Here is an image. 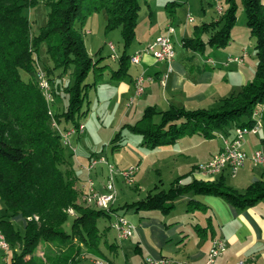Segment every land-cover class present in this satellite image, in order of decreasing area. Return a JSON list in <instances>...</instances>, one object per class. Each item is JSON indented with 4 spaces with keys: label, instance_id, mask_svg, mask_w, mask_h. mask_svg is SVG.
<instances>
[{
    "label": "trees",
    "instance_id": "1",
    "mask_svg": "<svg viewBox=\"0 0 264 264\" xmlns=\"http://www.w3.org/2000/svg\"><path fill=\"white\" fill-rule=\"evenodd\" d=\"M34 1L0 0V196L5 204V214L0 216V231L9 248H13L8 264H79L84 249L100 252L102 230L98 220L115 208L110 205L104 210L79 200L76 178L71 168H65L74 150L70 147L68 150L51 128L48 104L36 82L37 70L41 68L37 48L45 42L51 59V66L42 68L54 95L53 104H58L55 98L60 92L67 95V102L53 113L57 124L63 129L77 127L82 122L81 116L88 111L83 110L82 105L91 84L84 80L94 67V71L97 70L92 84H97L106 68V65L97 66L88 52L84 39L86 19L103 11L105 29H120L123 51L118 57L117 69L111 72L113 79H120L128 75L131 55L126 49L135 37L141 1L43 0L49 6L47 23L29 36L30 24L22 8ZM241 2L249 33L255 39L257 64L253 78L222 98L221 104L214 109L190 111L170 107L156 111L147 108L129 127L142 135L143 144L149 147L168 144L192 133L213 137L231 126L251 127L254 124L253 111L264 103V0ZM222 8L215 21L203 23L193 36L184 37L183 45L197 51H203L207 45L225 46L237 19L236 1L224 0ZM211 29L204 39L202 34ZM58 68L60 73L56 72ZM18 69L28 73L27 80L21 78ZM68 69L71 80L65 83L64 74ZM155 114L159 115L158 122L153 119ZM126 126L122 125L114 134L111 140L114 148L120 145ZM190 188L196 193L221 195L239 207L264 197V181H255L241 192L222 180L194 179L183 185L174 179L167 189L149 191L144 197L121 207L167 213L174 206L173 200ZM13 216L23 218V234L12 222ZM68 218L71 222L66 229L64 224ZM41 244L52 245L42 256L38 254ZM143 264H147L146 259Z\"/></svg>",
    "mask_w": 264,
    "mask_h": 264
},
{
    "label": "crops",
    "instance_id": "2",
    "mask_svg": "<svg viewBox=\"0 0 264 264\" xmlns=\"http://www.w3.org/2000/svg\"><path fill=\"white\" fill-rule=\"evenodd\" d=\"M143 2L147 3L146 0H142ZM173 2L176 3L177 0H173ZM146 5L149 11L141 19L147 21V26H144V30L141 31L142 37L138 40L136 29H138L142 13L138 14L135 37L131 42L132 44L137 38V47L134 53L146 46L156 36L165 33L168 25L174 27L172 42L175 40L180 47L175 49L176 43L173 42L175 53L169 60H158L148 53H143L138 63L130 62L128 75L120 79H113L111 72L117 69L118 57L122 52L117 54V58L111 57L117 61L116 67H112L109 63L100 65H106V68L103 69V75L98 81L97 87L100 90L101 88L108 89L110 92L105 100L112 105V108L109 106L108 110L112 109L111 113L118 110L119 115L128 120L123 123V125H127L123 129L140 137L142 151L133 147L128 149L129 153L136 158L135 163L128 159L120 164L116 162V166L124 169L135 165L138 168L145 162L147 166L149 165L150 168L159 172V190L164 189L162 187L164 182H168L169 187L174 179H178V182L183 185L194 179L215 182L222 180L225 184L241 192L255 181H264V163L254 165L246 161L234 175L230 173L229 168L213 175H206L199 171L198 166L223 146L224 139L232 136L234 129L232 126L218 132L213 137H204L197 133L185 134L175 142L154 147L143 144L142 135L129 129L143 116L147 108L159 111L176 107L193 111L218 107L222 98L236 92L253 78L257 64L255 51L253 55L249 53L250 46L252 45L254 48L255 39L250 35L247 25L244 28H238L235 21L230 31V41L225 46L207 45L203 51H197L184 46L183 38L197 33V29L203 23L215 21L218 17L216 9L209 15L211 19L203 21L200 26L195 24L192 31L188 33L185 21L193 22V19L189 21L185 17L183 23L178 16L177 9L173 8L166 16L163 15L155 20L150 10V4ZM165 6L168 9V4ZM181 23L182 25H180ZM85 28L87 34H90L91 27L85 25ZM178 29L182 31L181 35H177ZM211 31L212 29L204 32L202 37L206 39ZM88 52L90 53L89 49ZM231 55L241 56L242 61H228L227 58ZM140 74L145 77L144 91L135 97L134 81L135 77ZM102 104L101 102L100 105ZM257 109V119L261 124L256 132H249L245 135L243 149L247 153L254 150L264 152V103L259 104ZM153 119L158 122L159 115L155 114ZM124 135L125 133H122L119 142L122 141ZM148 153L154 155L152 161L147 159ZM68 167L71 168L69 165ZM71 169L78 188L89 176L93 178L99 191H105L104 183L107 174L105 165L99 164L90 171L83 166L80 168L83 171V178L79 176L81 170ZM141 173L138 168L133 182L130 183L135 189H139V180H142ZM119 181L128 184L120 176L116 178V183ZM154 186L156 189L150 191L158 190L156 183ZM180 196L184 197L185 205L183 210L178 211L175 201ZM173 203L174 206L167 213L157 209L140 211V209L136 210L134 206L125 208L129 212L134 211V214L130 218H126L133 225V230L132 234L124 239H117L116 234L109 226L115 215L122 213L115 210L110 212L105 216L108 218V222L103 227L98 222L99 228L102 230L100 252L95 253L84 249L79 256V264H94L93 259L95 258L102 259L105 264H125L127 263L126 250L132 252L130 264H143V260L147 258L156 260L168 258L172 261L168 264H177L182 261L189 264H202L206 260L213 238L216 237L224 239L226 243L225 250L217 258L218 264H234L239 259H244L246 264H264V197L251 205L239 207L221 195L196 193L190 188L177 196ZM113 204L114 202L111 204L112 208H114ZM11 220L17 224L23 218L13 216ZM0 250L2 249L0 248ZM12 252L13 248H9L7 253L3 252L4 264H8V258L12 256ZM122 256L124 257L123 263ZM134 256L138 259H135Z\"/></svg>",
    "mask_w": 264,
    "mask_h": 264
},
{
    "label": "rangeland",
    "instance_id": "3",
    "mask_svg": "<svg viewBox=\"0 0 264 264\" xmlns=\"http://www.w3.org/2000/svg\"><path fill=\"white\" fill-rule=\"evenodd\" d=\"M141 1V10L139 15L141 14L140 21L138 22V29H136V37L138 40L142 37L141 34L144 30V26L146 27L147 21H143L141 18L143 15H147L149 9L147 7V3L150 4V10L153 13L154 18L158 19L161 16H166L170 13V10L175 8L177 9L178 16L182 19L181 21L184 23V18H187V14L193 17V22L185 21V24L188 28V33L192 31L194 28V25L197 24L200 26L203 21H208L211 19V16H209L212 12H217V7L219 4L223 5L224 0H177L176 3L173 2V0H146L147 3H142ZM237 4L236 8V24L238 28H244L246 26V14L244 11V8L242 6L241 0H235ZM166 4H168V9H166ZM168 10V11H167ZM49 11V6L44 3L43 0H35L33 4H26L22 8V13L25 15L28 19V22L30 24V33L29 36H32V34H36L38 30L45 26L47 23V15ZM106 24V15L103 11L95 12L91 14L85 21V25L88 27H91V33L84 35V39L86 42V45L90 51V54L93 58V61H96L97 66H100L104 63H109L112 65V67H116L117 61L113 60L110 56L111 50L108 47L107 43L112 42L115 46V52L117 54H120L123 50V41L122 36L119 28H113V29H105ZM182 25V23L180 24ZM181 29H178V34L181 35L180 31ZM136 38V39H137ZM136 39L134 42L126 49V53L132 54L134 53L135 48L137 47ZM175 44V49H178L180 45H178L175 40L173 41ZM250 46V45H249ZM144 47V46H143ZM253 50V51H252ZM36 56L38 57V66L39 67H45L46 65L51 66V59L48 56L46 52V45L45 42L40 43V45L37 48ZM249 53L251 55L254 54V48L252 45L249 48ZM250 55V56H251ZM97 68H95V71ZM94 67L91 68L88 72L87 77L85 78L84 82L89 83L88 89H87V95L84 98V102L82 105V109H88L86 114L81 116V121L85 125L84 132L77 136L71 137V143L72 147L74 148V152L68 159H69V166L73 168V170H81L83 166L86 167L88 164L89 157H95L99 155H103L107 161L111 164H113L117 169H123L116 166V162L120 164V162H125L126 160H130L131 162L135 163L136 158L131 155L128 151V149L137 148L138 150H141L140 147V137L136 134H132L129 131L123 129L122 133H125L123 136L124 138L120 142L121 144L114 149V143L111 141L114 134L121 128L123 123L125 121H128L127 119H124L123 116L119 115V111L115 110L114 113L111 110H108V107L112 105L110 102L105 101L107 100V95L110 94L108 92V89H98L97 84H92L94 80ZM18 72L23 80H27L29 75L28 73L23 69H18ZM57 73L61 72V69H56ZM70 69L67 70L66 74H64L65 79L64 82L66 83L68 79L71 80L69 77ZM37 75V73H36ZM38 79V78H37ZM39 84V82H38ZM57 105L55 103L49 102V105L52 110V115H50V126L51 128L57 132L58 134L62 135V128L59 125L60 128H55L53 124L51 123V118L55 119L53 116V113L56 108L60 107L61 104L64 105L67 102V95H63L62 92H60V95L55 98ZM101 102L103 103L102 105ZM107 102V103H106ZM124 108V107H123ZM61 129V133L58 132V130ZM61 142L63 145L68 146V142L63 143V138H61ZM142 151V150H141ZM154 155L152 153L147 154V159L152 161V157ZM87 161V162H86ZM98 163L96 166H98ZM143 162V165H140V173L142 174V180H139V189H135L132 184H125L122 181H119L116 183V178L119 177L118 175L115 176V185H116V195L114 199V210L118 213H122L125 218H130L132 214H134V211H128L125 210L123 207H121L124 202H132L136 199H140L146 195V193L152 189H156L154 186V183H156L157 189L159 188V172H156L153 168H150L149 165ZM105 165V164H103ZM106 167V165H105ZM65 168H68V165H65ZM79 176L83 178V171L81 170L79 173ZM88 177V176H87ZM86 177V178H87ZM86 178L83 180V182L86 180ZM122 178V177H121ZM77 184V183H76ZM162 186L164 189L168 188V182H164ZM81 186L78 188L79 192V200L82 204H84L83 200L81 199ZM86 205V204H85ZM175 205L177 207L178 211L183 210V207L185 205L184 197L180 196L176 199ZM90 206H94L93 204H90ZM95 207V206H94ZM182 208V209H181ZM128 209V208H127ZM143 211L144 209H140V211ZM146 211V210H144ZM5 214V204L3 199L0 196V216H3ZM70 216H73L74 214L69 213ZM71 222V218H68V220L65 222L64 227L68 229L69 224ZM98 222L101 227H103L107 222V217H100ZM112 223V221H111ZM110 223V224H111ZM20 231L21 234L24 233V220L20 222H15L14 224ZM110 226V225H109ZM111 228V227H110ZM112 229V228H111ZM114 231V229H112ZM116 234V232L114 231ZM118 239V238H117ZM52 248V245L50 244H41L38 248V254L42 256V254L48 249ZM3 250H0V264H4L3 262ZM134 255V254H133ZM136 255V254H135ZM138 255V254H137ZM132 257V252H129L126 250V260L127 263L130 264V258ZM135 257V256H134ZM133 257V258H134ZM137 257H135L136 259ZM100 259V258H99ZM138 259V258H137ZM124 261V257L122 256V263ZM82 263V261H81Z\"/></svg>",
    "mask_w": 264,
    "mask_h": 264
},
{
    "label": "built area",
    "instance_id": "4",
    "mask_svg": "<svg viewBox=\"0 0 264 264\" xmlns=\"http://www.w3.org/2000/svg\"><path fill=\"white\" fill-rule=\"evenodd\" d=\"M222 5H218L217 14L222 12ZM188 20H192L193 17L187 15ZM174 33V27L168 25L165 33L156 36L151 42H149L142 49L138 50V55L135 57H130V62L138 63L140 57L143 53H148L152 57L158 60H169L174 56V46L172 42V35ZM108 47L111 50V57L117 58L118 55L115 52V46L112 42L107 43ZM231 57V62H240L242 61L241 56H228ZM144 80L145 77L143 74H140L135 77L134 81V96H139L144 91ZM45 84V93L47 98H50V102H54V95L51 90L50 82L46 72L41 70L40 81ZM258 109L255 108L253 111V118L255 119L254 124L251 127H235L233 134L230 138L224 139L223 146L204 163L198 166L200 172L206 175H213L216 172H220L225 168H229L232 175L245 164L246 161H249L251 164L264 163V152L261 150H254L251 153H247L243 149V141L245 135L249 132H256L261 124L260 120L257 119ZM85 125L83 122H80L77 127H69L67 129L62 128V135H59L60 138H67L69 147L74 150L71 143V137L80 135L84 132ZM98 163L105 164L107 167V174L104 183V192L99 191L94 183L93 178L87 177L81 186L86 188V198L91 199V201H98L99 207H102L104 210H108L111 203L115 199L116 195V185H115V176L125 177V182L130 184L134 180V176L137 172V166L132 165L124 169H117L113 164L109 163L103 155L90 157L86 169L88 171L93 170ZM112 226H116L117 235L120 239L128 238L132 234L133 225L123 216L116 214ZM1 233V231H0ZM226 243L224 239L220 237L213 238L212 243L208 249L206 260L202 264H218V256L225 250ZM0 248L4 252H8L9 245L8 243H2L0 240ZM147 264H158V262L172 263L168 258L161 259H146ZM177 264H189L185 261L177 262ZM234 264H246L244 259H239Z\"/></svg>",
    "mask_w": 264,
    "mask_h": 264
},
{
    "label": "bare ground",
    "instance_id": "5",
    "mask_svg": "<svg viewBox=\"0 0 264 264\" xmlns=\"http://www.w3.org/2000/svg\"><path fill=\"white\" fill-rule=\"evenodd\" d=\"M217 11H218V7H217ZM174 53H175V50H174ZM137 55H138V51L133 53V54H131V57H135ZM227 60L231 61V57H228ZM41 70H42L41 68H39L37 70V78H38L37 80L38 81H40ZM38 86L42 90V93H43V95H44V97L46 99V102L49 104L50 98H47V94L45 93V84L43 82H39ZM48 113L50 115H52V110H51L50 105H49ZM51 123L53 124V126L56 129L60 128V127H58L59 125L57 124L55 119L51 118ZM60 131H61V129L58 130L59 133H61ZM59 135H61V134H59ZM65 142H68L67 138H63V143H65ZM122 179L125 181V177H122ZM81 187H82L81 190H80L81 199L83 200L84 204H87V205L93 204L97 208H102V207H99L98 201H91V199L86 198V188L84 186H81ZM110 226H111L112 229H114V231L116 232V235H117L116 226H112V223L110 224ZM117 238L120 239V237H117ZM0 240L2 241V243H7V241L5 240V237H4L2 232L0 233ZM93 263L94 264H105V262L102 259H99V258L93 259ZM163 263H165V262H161L160 264H163ZM158 264H159V262H158Z\"/></svg>",
    "mask_w": 264,
    "mask_h": 264
}]
</instances>
